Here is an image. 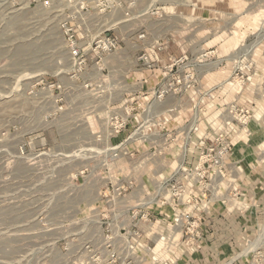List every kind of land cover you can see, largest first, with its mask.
<instances>
[{"label":"rangeland","instance_id":"1","mask_svg":"<svg viewBox=\"0 0 264 264\" xmlns=\"http://www.w3.org/2000/svg\"><path fill=\"white\" fill-rule=\"evenodd\" d=\"M261 31L264 0H0V264H264Z\"/></svg>","mask_w":264,"mask_h":264},{"label":"crops","instance_id":"2","mask_svg":"<svg viewBox=\"0 0 264 264\" xmlns=\"http://www.w3.org/2000/svg\"><path fill=\"white\" fill-rule=\"evenodd\" d=\"M252 8H250V9H252ZM261 42H259L256 46H258ZM254 47H253V44L252 45L250 44L249 46H246V48L240 49V51L233 56L237 55L239 57L238 61L241 62L244 57L252 54L251 50H253ZM254 51H256V48L254 49ZM165 52H166V48H164L162 50L160 49L159 55H163ZM235 63H237V61H235ZM198 66L203 67L204 65L198 64ZM208 70H211V69H208ZM187 71L193 72L195 74V72H194L195 70H193L191 68ZM256 71L257 72L254 75V78L255 77L258 78L260 76V74H259L261 72L260 68H257ZM146 73H147V76H150V77H148L149 79H147L146 81L141 82V90H142V92H146V94H148V95H146L147 96L146 99L151 98V100H150L151 105H148V109H150L153 106V103H155V102L162 103L163 101L167 100L169 97H173V96L176 97L181 93V92L173 91V92L168 93L162 99L159 98L156 94H154L155 90L157 88H159L160 86H162V82L165 81L168 77H170V75L167 72L161 71V69L156 70L154 72L149 70ZM160 76H162V79L158 80ZM162 212H157V213L163 214ZM231 221L232 220L229 219L228 221H226L225 225H221V226L215 225L214 227H211V230L208 232L209 234L207 235V240L209 241V243L211 242V245L220 246L219 249H223L225 246H230V245L234 246L235 245V243H234L235 238L233 237L234 225L231 224ZM230 237H232V239Z\"/></svg>","mask_w":264,"mask_h":264},{"label":"built area","instance_id":"3","mask_svg":"<svg viewBox=\"0 0 264 264\" xmlns=\"http://www.w3.org/2000/svg\"><path fill=\"white\" fill-rule=\"evenodd\" d=\"M63 28L65 29L68 46H69V49L71 50V55L74 58V60L77 62V64L79 66H82L85 63V61H84L83 57H81V52H80L79 48L77 47V41L75 38L74 30L71 27H69L68 24H64ZM117 44H118V42L114 38H111V36H108L107 38H104L98 42V45H99L98 48H103L107 51H113V49H115L117 47ZM189 77L191 78V81H192L194 79L193 73L190 74ZM166 94H167L166 91H161L158 93L157 96L159 98H163ZM225 148L227 149V147H225ZM225 148H224V150H225ZM127 190H128V188H126V186H118L113 190V195L117 196V198H120L122 195H124V193H126ZM140 208H142V207L136 206V207L132 208L133 209V211H132L133 220H139V221H143L144 223L145 222L150 223L151 219H150L149 213L141 210ZM138 218H140V219H138ZM179 220H181L179 218V216H176L175 221L178 222ZM190 221H191V217L188 216L186 223H188L189 225H193V224H191ZM134 234H135V236H138V237L142 235L141 233H138V232H134Z\"/></svg>","mask_w":264,"mask_h":264},{"label":"water","instance_id":"4","mask_svg":"<svg viewBox=\"0 0 264 264\" xmlns=\"http://www.w3.org/2000/svg\"><path fill=\"white\" fill-rule=\"evenodd\" d=\"M263 39H264V32L261 31V32L256 36V39H255V43H254V44H258V43L261 42Z\"/></svg>","mask_w":264,"mask_h":264},{"label":"bare ground","instance_id":"5","mask_svg":"<svg viewBox=\"0 0 264 264\" xmlns=\"http://www.w3.org/2000/svg\"><path fill=\"white\" fill-rule=\"evenodd\" d=\"M167 195V193L166 192H164V190L162 189L161 191H160V196H166ZM156 200V197H153V198H151L148 202H146V203H144V205H147L148 203H150V202H153V201H155ZM147 201V200H146ZM180 233V232H179Z\"/></svg>","mask_w":264,"mask_h":264}]
</instances>
